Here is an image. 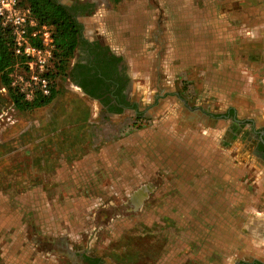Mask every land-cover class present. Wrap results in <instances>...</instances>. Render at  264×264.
<instances>
[{"label": "rangeland", "instance_id": "rangeland-1", "mask_svg": "<svg viewBox=\"0 0 264 264\" xmlns=\"http://www.w3.org/2000/svg\"><path fill=\"white\" fill-rule=\"evenodd\" d=\"M88 1L89 14L137 0ZM149 1L161 3L172 33L166 23L155 37L157 70L137 81L144 86L129 96L128 118L109 116L69 81L73 57L51 77L52 99L27 109L13 104L0 71V256L16 253L18 264H218L205 260L222 253L217 242L234 244L241 224L263 219L264 58L248 29L256 19L226 16V69L208 74L200 56L186 59L199 49L188 44L194 1ZM231 1L242 2L199 3L213 20ZM172 34L185 45L170 46ZM131 58L150 69L137 51ZM180 175L197 181L177 182ZM209 192L214 199L204 198Z\"/></svg>", "mask_w": 264, "mask_h": 264}, {"label": "crops", "instance_id": "crops-1", "mask_svg": "<svg viewBox=\"0 0 264 264\" xmlns=\"http://www.w3.org/2000/svg\"><path fill=\"white\" fill-rule=\"evenodd\" d=\"M193 1V16L190 18L188 24V27L192 33L188 38L191 37L192 39L191 41L189 40L188 44L189 48L191 46H195L199 49H197L198 54L195 53L197 51H189L186 53L188 64H194V61H198L200 56L202 70H206L208 74L210 71H217L219 73L222 70H225L226 16H231V18H233L231 19V23H236L237 19L235 20L234 18H237L238 14L241 12H247L250 16H253L256 19L253 25L251 24L248 26L249 32L251 34L249 39L250 41H258L259 44H261L262 47L259 49L257 55L264 58V5L261 9L256 10L254 8L255 5H253L251 3L252 1L250 2V0H248V3H246L245 0H242V2L231 1L230 3H235V6L231 7V4V6L229 5L231 10H227L226 2H224L225 4L220 6L222 11L221 14L216 15V18L212 20L205 16L206 14H204L203 6L199 3V0ZM124 7L126 8L124 9ZM121 8L123 9L117 10L116 8L115 10L111 8L107 10L104 9L103 11L101 8H99L93 13L91 12L89 14H81L80 16H76V19L82 26L81 37L83 39L91 42L100 41L101 44L109 48L110 52L122 57L119 61L118 68L120 70L123 69L126 77L128 76L129 86L125 95V99L127 101L137 85L144 86V84H141L137 81L149 78L147 74H149V72L154 69L157 70V66H155L154 69L152 67L154 60L156 59L155 56H158L159 53L157 46H155L158 43L155 37L157 34H159V32H161V26L166 23L169 24V32L172 33V23L167 20L166 15L162 13L161 3L156 4L155 2L149 0H137L136 2H131L130 4L129 2H127V4L125 2L122 4ZM102 22L104 23L103 25ZM135 26H138V28L136 29ZM232 27L235 26L233 25ZM171 37H169L171 42L170 46L173 48H178V43L185 45V42L183 43L181 37L177 35L174 36L173 34ZM178 37L180 39H178ZM196 38H203V47L197 46L195 43ZM136 51L147 57L145 58V62L147 64H151L149 70L145 68L142 70V72L139 67L135 65L131 55H133ZM199 51L202 52L199 53ZM78 52L79 45L74 50V62L78 59ZM156 63L160 65L161 61L158 62L157 60ZM240 64L241 61L239 60L238 65ZM204 65H207L206 68L203 67ZM68 78L70 77L68 76ZM206 78L207 76H205L204 79ZM69 81L73 83L70 79ZM77 88L80 89L82 95L88 97L90 102L95 103L101 109L104 108L105 113H107L109 116H112L114 113H122L121 119L128 118L127 114L131 112V108L134 106L133 102L131 103L130 101H127V105H120L119 109L111 111L107 109L106 106H103L98 99L83 93L79 86ZM141 100L144 103V100ZM177 177L178 178H175L177 182L189 183L197 181L196 176L192 175H180ZM205 180H207V182H214V180L210 179V176ZM222 181L225 182V179L222 178ZM212 194L213 193L209 192L204 198L210 199L213 197L214 199L215 197L211 196ZM191 198L195 199V196L191 195ZM208 205H210V203ZM241 225L242 233L235 230L233 234L235 243L227 244L226 242L222 241L217 242L219 244H217L215 248H217V250L222 253L220 255L217 254L215 256H208L209 260L207 258L205 259L207 262L212 260H210V258H218V262L215 260H213V262L218 264H226L228 260L233 258L235 264L264 263V245L262 242V239H264V217L263 219H251L247 223H243ZM243 232L245 233L244 235ZM231 249H234L232 256H230ZM184 254L185 258L189 255H192L191 252H184ZM19 261H21V259L18 258L16 253L13 256L9 255L8 258L5 255L0 256V264H18Z\"/></svg>", "mask_w": 264, "mask_h": 264}, {"label": "trees", "instance_id": "trees-1", "mask_svg": "<svg viewBox=\"0 0 264 264\" xmlns=\"http://www.w3.org/2000/svg\"><path fill=\"white\" fill-rule=\"evenodd\" d=\"M22 2L30 7L32 14L39 21L53 26L55 49L51 77L64 69L66 61L73 57L75 48L82 45V54L90 56V59L79 56L69 69L71 71L67 70V76H70L85 94L98 99L111 111L119 109L120 105H127L123 92L127 79L123 69L118 68L122 57L113 54L107 46L97 41L91 43L81 37L82 26L76 15L92 11L93 3L67 5L56 0H22ZM15 59L10 29L0 25V71L3 82L11 88L13 104L17 108L27 109L48 103L52 99L53 88L48 96L36 94L31 100H25L23 95L10 85L9 72Z\"/></svg>", "mask_w": 264, "mask_h": 264}, {"label": "built area", "instance_id": "built-area-1", "mask_svg": "<svg viewBox=\"0 0 264 264\" xmlns=\"http://www.w3.org/2000/svg\"><path fill=\"white\" fill-rule=\"evenodd\" d=\"M0 25L10 29L15 65L21 68L9 72L10 85L25 100L48 96L53 84V26L39 21L22 0H0Z\"/></svg>", "mask_w": 264, "mask_h": 264}, {"label": "flooded vegetation", "instance_id": "flooded-vegetation-1", "mask_svg": "<svg viewBox=\"0 0 264 264\" xmlns=\"http://www.w3.org/2000/svg\"><path fill=\"white\" fill-rule=\"evenodd\" d=\"M81 2H90V1H88V0H86V1H73L72 3H81ZM69 5H71V4H69ZM84 14H88V13H84ZM79 15H81V14H79ZM76 16H78V14L76 15ZM88 41V40H87ZM88 42H91V41H88ZM92 42H94V41H92ZM91 42V43H92ZM97 42H99V44H101V42L100 41H97ZM101 45H103V44H101ZM82 46V45H81ZM81 46L79 47V52H78V57L79 56H81L83 59H85V58H88V59H90V56L88 57V56H86V55H83L82 54V51H81ZM105 46V45H104ZM76 62V61H75ZM75 62H73V63H75ZM72 67V66H71ZM71 67L69 68V69H71ZM69 71H71V70H69ZM124 75H125V73H124ZM70 77V76H69ZM79 77V79H80V76H78ZM125 77H126V75H125ZM71 81H72V79H71V77L69 78ZM126 83H125V88H124V90H123V92L125 93V95H126V92H127V88H128V86H129V83H128V76L126 77ZM73 82V81H72ZM74 83V82H73ZM82 90V89H81ZM260 144H261V146L263 147V149H264V142L263 141H260ZM94 260H96V259H94V258H91V257H85V262L87 263V264H92V261H94Z\"/></svg>", "mask_w": 264, "mask_h": 264}, {"label": "water", "instance_id": "water-1", "mask_svg": "<svg viewBox=\"0 0 264 264\" xmlns=\"http://www.w3.org/2000/svg\"><path fill=\"white\" fill-rule=\"evenodd\" d=\"M75 86H77L75 83H73ZM78 87V86H77ZM83 92V91H82ZM84 93V92H83Z\"/></svg>", "mask_w": 264, "mask_h": 264}]
</instances>
